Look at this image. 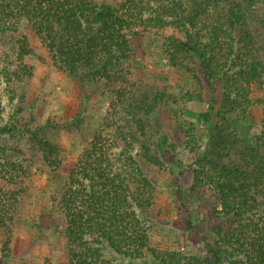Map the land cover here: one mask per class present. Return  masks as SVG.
Instances as JSON below:
<instances>
[{
	"label": "trees",
	"instance_id": "1",
	"mask_svg": "<svg viewBox=\"0 0 264 264\" xmlns=\"http://www.w3.org/2000/svg\"><path fill=\"white\" fill-rule=\"evenodd\" d=\"M151 33L164 40L167 63L189 75L188 88L133 78L130 41ZM1 41L10 50L0 52V242L30 174L7 142L27 134L60 184L50 203L66 223L69 264H264V113L249 140L232 118L264 106V95L252 97V85H264V0H0ZM36 46L60 72L116 95L112 115L68 164L40 129L21 124ZM164 108L178 139L158 123ZM183 152L193 158L189 188L178 184ZM157 171L175 180L182 203L208 196L210 212L192 226L204 255L154 244L167 216L155 206Z\"/></svg>",
	"mask_w": 264,
	"mask_h": 264
},
{
	"label": "rangeland",
	"instance_id": "2",
	"mask_svg": "<svg viewBox=\"0 0 264 264\" xmlns=\"http://www.w3.org/2000/svg\"><path fill=\"white\" fill-rule=\"evenodd\" d=\"M22 32H26L25 27ZM3 43L0 42V52L10 50L6 42L5 45ZM130 46L134 79L165 92L171 90L176 93L183 87H189V75L167 63L164 40L160 36L142 34L132 38ZM26 63L33 69V79L26 87L25 99L20 106L21 124L27 125L32 131L40 129L41 138L61 150L60 159L66 164L71 163L82 154L85 141L90 140L102 126L106 116L112 115L111 108L116 95L105 90L103 84L99 86L60 72L48 52L40 47L36 46ZM117 84H113L114 90ZM262 95L264 85H252V97L258 99ZM263 113L264 106L257 105L247 115L232 117L233 125L238 127L244 140L260 132ZM181 118L191 120L193 115L186 112ZM172 120V110L164 108L158 113V123L178 139L176 130L171 129ZM7 147L22 152L20 156L30 169V174L27 171V194L21 199L14 221L9 223L11 230L6 232L4 238H9L10 244L4 245V240L0 242V250L4 252L0 254V264H69L63 235L66 223L61 215L51 210L50 203L60 184L57 185L52 177L33 137L17 135L10 138ZM177 159L186 166L185 174L178 184L189 188L194 179L191 168L193 158L188 152H183ZM159 173L152 177L156 188L155 206L157 211L164 209L167 216L158 223L161 228L154 231V235H158L154 244L190 255H204L205 251L195 236L194 228L202 224L211 210L208 196L182 203L176 190L169 187L175 180L163 172Z\"/></svg>",
	"mask_w": 264,
	"mask_h": 264
}]
</instances>
